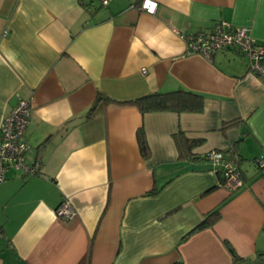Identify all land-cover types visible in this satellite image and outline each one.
Here are the masks:
<instances>
[{"label": "crops", "instance_id": "crops-1", "mask_svg": "<svg viewBox=\"0 0 264 264\" xmlns=\"http://www.w3.org/2000/svg\"><path fill=\"white\" fill-rule=\"evenodd\" d=\"M139 1L0 0V125L30 100L25 161L39 164L0 181V264H264V78L240 52L207 59L184 38L225 20L264 44V0H156L154 14ZM180 89L203 94V109L109 103L87 116L98 92ZM180 130L200 140L190 156ZM211 149L240 155L238 190L212 171ZM64 199L68 221L55 214ZM226 199L212 226L189 233Z\"/></svg>", "mask_w": 264, "mask_h": 264}, {"label": "built area", "instance_id": "built-area-1", "mask_svg": "<svg viewBox=\"0 0 264 264\" xmlns=\"http://www.w3.org/2000/svg\"><path fill=\"white\" fill-rule=\"evenodd\" d=\"M78 1L81 4L97 2L102 6L110 2V0ZM138 7L140 10L154 14L158 8V2L140 0ZM184 38L188 52L201 54L207 59H211L218 50L234 49L248 60L249 73L264 78V44L252 37L247 26H234L228 21L219 20L211 27L187 34ZM141 71L146 70L142 68ZM31 111L30 100L21 98L0 125V181L5 180L6 171L11 167L19 168L28 174L35 173L39 167L38 163L29 165L25 161L28 144L24 139V130L29 122ZM204 157L210 163L212 171L221 173L224 184L228 188L236 191L243 186L237 153L211 149L205 153ZM254 161L256 166L264 171V155L258 156ZM55 214L68 221L75 217L76 210L68 199H64L55 209Z\"/></svg>", "mask_w": 264, "mask_h": 264}, {"label": "trees", "instance_id": "trees-1", "mask_svg": "<svg viewBox=\"0 0 264 264\" xmlns=\"http://www.w3.org/2000/svg\"><path fill=\"white\" fill-rule=\"evenodd\" d=\"M89 4H91V2H86L84 5H89ZM109 103L136 105L141 112L162 111V110H171L176 112H184V111L198 112L201 111L204 107V95L191 90L180 89L169 92L156 91L128 100H118L103 92H98L93 103L91 104V106L87 111V116L93 115L97 111L102 110ZM228 124L230 123H224L222 127L225 128ZM137 139L141 154L147 157L149 155V148L143 128H140L137 131ZM174 139L176 140L178 149L180 150V155L183 156H190L192 147L200 141L199 139L188 138L187 136L184 135V133L181 130L178 131L176 134H174ZM238 156L240 163L241 157L240 155ZM238 167L240 170L239 164ZM216 173L221 174L220 172H216ZM220 178L221 181L224 183L223 176ZM228 199L221 202L213 209L208 211L206 214H204L200 222L197 223L196 226L192 228L189 233L204 227L212 226L219 219L221 206ZM224 242L228 247L229 251L231 252L233 259L234 260L240 259L241 257L234 251L233 247L229 244V242L228 241H224ZM173 264H182V261L177 260Z\"/></svg>", "mask_w": 264, "mask_h": 264}]
</instances>
